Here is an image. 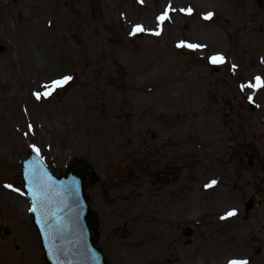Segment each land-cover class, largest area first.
<instances>
[{
	"label": "rangeland",
	"instance_id": "1",
	"mask_svg": "<svg viewBox=\"0 0 264 264\" xmlns=\"http://www.w3.org/2000/svg\"><path fill=\"white\" fill-rule=\"evenodd\" d=\"M187 1L0 0V264H44L27 200L4 187L21 189L33 144L56 174L91 164L98 181L87 179L85 194L111 264H263L249 238L264 236V89L240 85L264 78V10L255 0L196 1L188 15L178 11ZM169 2L177 11L158 29ZM135 24L146 31L129 35ZM213 54L225 63H209ZM64 75L73 79L51 96L33 95ZM170 146L182 175L151 187L144 154ZM178 189L175 204L162 201ZM233 208L238 218L221 219Z\"/></svg>",
	"mask_w": 264,
	"mask_h": 264
},
{
	"label": "water",
	"instance_id": "2",
	"mask_svg": "<svg viewBox=\"0 0 264 264\" xmlns=\"http://www.w3.org/2000/svg\"><path fill=\"white\" fill-rule=\"evenodd\" d=\"M264 7V0H257ZM42 165V168L40 167ZM37 167L43 182L46 184V208L49 214L56 216L43 227L38 221L43 219L41 209L37 213L30 212L32 222L36 227L47 264H105L102 253L94 247L98 234L91 238L88 228L96 230L97 215L90 211L83 196V181L87 165L81 162L66 167L65 174L59 178L52 175L36 154L30 153L22 159L21 180L24 196L32 207V197L29 189L31 182L25 176L26 171ZM91 178L95 174L91 172ZM89 219L86 223L85 220ZM50 249L52 250L50 252ZM55 253V254H53Z\"/></svg>",
	"mask_w": 264,
	"mask_h": 264
},
{
	"label": "snow or ice",
	"instance_id": "3",
	"mask_svg": "<svg viewBox=\"0 0 264 264\" xmlns=\"http://www.w3.org/2000/svg\"><path fill=\"white\" fill-rule=\"evenodd\" d=\"M141 2H142V0H141ZM176 11H177V9L172 7L171 2H169L168 6L164 9V11L156 17V19L158 21L157 28L159 29L160 25L164 21H166L170 18L169 17L170 12H176ZM178 11L181 13H186L188 15H191V13L193 12V9L191 7L180 8V9H178ZM213 15H214V13L208 12L204 15V19H210ZM144 31H146V29L141 24H135V25H133L132 32H130L129 35H135L137 33L144 32ZM149 31H151V30H149ZM152 34L160 35V31L159 30L153 31ZM177 47L178 48H188L191 50H197V49L205 48L206 45L188 43L184 40H180L177 42ZM207 59H208V62L213 64V65H221V64L225 63V57L222 54H213L211 56H208ZM236 67L237 66L235 64L232 65L233 70ZM72 79H73V77L71 75H64L58 79H53L49 83L43 85V88L45 89L43 92L36 91L33 93V95L36 97L37 100H40L42 97L51 96L53 92H55L58 88H61L64 85H66ZM245 89H251L253 91V93L258 91V90L264 89V78L257 75L255 77H253L252 81H249L247 83H242L240 85V90L243 92ZM247 99L249 102L254 103V96L253 95H251V94L248 95ZM258 106L259 105H257V107ZM28 127H29V131H31L32 125H29ZM30 147H31L32 151L34 153H36L37 157H39L40 156V148L35 144L30 145ZM40 167L42 168V165H40ZM25 176H26V178H28L30 180L31 185H32V187L29 189L30 195L32 197V207H30L28 210L30 212L37 213L41 209H44L43 219L38 221L39 223H41V225L43 227L45 224L50 223L51 220L54 219L56 216L55 213L49 214V212L47 211V208H46V201H47L46 184L43 182L41 175H40L37 167H35V166H33V168L31 169L30 172L26 171ZM216 184H217V180L212 179L208 183H206L204 185V187L205 188H211ZM4 187L7 189H11L12 191L17 192L20 195L25 194L24 192L21 191L20 188L14 187L11 183H6L4 185ZM234 215H236V209L233 208V209H230L227 212H225L224 215L221 216V219H227V218L232 217ZM51 251L52 250L50 249V252ZM53 254H55V253H53ZM228 264H248V262H247V260H242V259H231L228 261Z\"/></svg>",
	"mask_w": 264,
	"mask_h": 264
},
{
	"label": "flooded vegetation",
	"instance_id": "4",
	"mask_svg": "<svg viewBox=\"0 0 264 264\" xmlns=\"http://www.w3.org/2000/svg\"><path fill=\"white\" fill-rule=\"evenodd\" d=\"M173 147H168L166 148V154L160 155L159 151L156 149H150V151L146 154H144V158L146 160L147 165L150 166V168L153 169L152 172V187L153 186H157L158 188L161 187H165L166 184H170L172 185V180H177L181 177L182 175V165L180 164V162H178L177 160H175V167L171 166V160L172 158L167 157V155L170 154V152L173 150ZM175 159V158H174ZM153 163V165H151ZM158 164L159 167L157 166ZM177 165H179L177 167ZM179 189L177 190V192H175L176 196L179 194ZM176 196L174 197V199L171 201L172 199V194L170 192H168L167 197L164 194V197L161 196L162 201L164 202H171L170 204H175V200H176ZM253 243H255L256 245V253L257 256H262L264 255V236H260L255 240H252Z\"/></svg>",
	"mask_w": 264,
	"mask_h": 264
},
{
	"label": "bare ground",
	"instance_id": "5",
	"mask_svg": "<svg viewBox=\"0 0 264 264\" xmlns=\"http://www.w3.org/2000/svg\"><path fill=\"white\" fill-rule=\"evenodd\" d=\"M196 1L201 2L202 6H206L207 4H210L211 2H216L218 5L223 6V4L221 3V2H223L222 0H188L187 2H188V5H190L192 7V9H194L193 7H196ZM171 5H172V7H174L173 3H171ZM197 5H198V2H197ZM260 49H261V52L264 53V45H262ZM2 153H3V151H2ZM26 209H27V207H26Z\"/></svg>",
	"mask_w": 264,
	"mask_h": 264
}]
</instances>
